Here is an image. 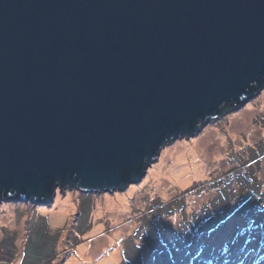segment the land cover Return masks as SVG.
I'll list each match as a JSON object with an SVG mask.
<instances>
[{"label":"water","instance_id":"1","mask_svg":"<svg viewBox=\"0 0 264 264\" xmlns=\"http://www.w3.org/2000/svg\"><path fill=\"white\" fill-rule=\"evenodd\" d=\"M263 89L264 0H0V204L123 192Z\"/></svg>","mask_w":264,"mask_h":264},{"label":"rangeland","instance_id":"2","mask_svg":"<svg viewBox=\"0 0 264 264\" xmlns=\"http://www.w3.org/2000/svg\"><path fill=\"white\" fill-rule=\"evenodd\" d=\"M0 264H264V89L123 192L1 203Z\"/></svg>","mask_w":264,"mask_h":264}]
</instances>
